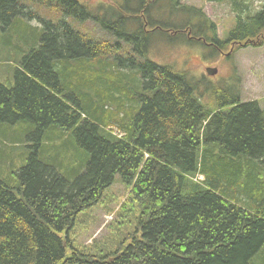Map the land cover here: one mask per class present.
I'll use <instances>...</instances> for the list:
<instances>
[{
	"label": "trees",
	"instance_id": "obj_1",
	"mask_svg": "<svg viewBox=\"0 0 264 264\" xmlns=\"http://www.w3.org/2000/svg\"><path fill=\"white\" fill-rule=\"evenodd\" d=\"M146 1L110 0L97 8L101 17L78 0H0L4 34L38 24L13 85L0 84V124L32 127L30 154L0 178V264L264 263L257 257L264 247V109L243 102L232 84L210 88L150 61L153 37L145 30L161 23ZM174 1L171 14L189 15L163 24L176 38L190 32L211 42L216 55L229 44L264 43V0H257L262 6L254 15L246 0H213L237 13L224 40L201 10ZM38 5L56 17L42 18ZM86 21L98 24L106 40L87 43L77 26ZM125 44L132 48L127 57ZM82 60L98 68L79 74ZM115 66L127 72L115 75ZM108 88L113 94L102 95ZM125 98L133 110L129 120L115 110L125 112ZM55 132L67 139L57 136V152L47 155L42 139ZM66 146L77 159L69 173L58 158ZM116 177L135 186V235L108 258L72 247L68 254L76 218Z\"/></svg>",
	"mask_w": 264,
	"mask_h": 264
},
{
	"label": "rangeland",
	"instance_id": "obj_2",
	"mask_svg": "<svg viewBox=\"0 0 264 264\" xmlns=\"http://www.w3.org/2000/svg\"><path fill=\"white\" fill-rule=\"evenodd\" d=\"M78 1L94 12H101L97 8L110 2V0ZM117 1L121 3V0ZM211 1L180 0L179 3L180 5H188L201 9L209 20L215 24L217 37L223 40L228 36L229 31L234 28L237 13L228 3L218 4ZM246 2L249 4V15H254L262 6L261 2L257 0H246ZM159 3L163 6H170L171 4L167 0H161ZM28 6L30 7V5ZM35 8L38 9L37 12L42 18L56 17V14H53L51 9L45 6L38 5ZM181 17H178V19ZM163 20H166L165 16H163ZM36 25H38L37 21L31 22V28L26 30V32L23 30L19 31V34L12 31V28L10 29L11 31L5 34L0 31V84L6 86L13 85V74L17 61L20 62L26 54L28 47L37 41V30L33 27ZM24 27L25 25L23 24L21 28L24 29ZM80 28L83 32L87 33L85 37L87 43L105 39L102 31L91 22L80 25ZM106 34L110 36L108 33ZM159 37L160 32L154 34L151 40L147 56L150 61L160 66H170L176 71L187 74V76L199 83L208 81L210 88L220 83L232 84L236 92L240 91L243 102L257 101L259 106L264 109V43L260 42L258 45H250L245 48L235 47L233 50L227 47L222 51L221 55L219 53L217 55L210 53L211 57H209V50L200 47L199 44L180 43L159 46L157 43L162 44L163 42ZM131 51V46L124 45L121 49V54L123 57H127L131 54ZM90 62L85 60L78 62L79 74L85 70L87 72L93 70L95 66L92 68ZM210 66L213 69H217V76L210 77L205 74V68ZM112 69L115 75L127 72L117 66ZM71 72L75 73V69H71ZM87 72L86 76H88ZM234 77H238L240 83L233 81L232 78ZM76 78V76H73L70 80L74 85H77ZM65 82L67 83L68 80H65ZM67 86H64V88H67ZM101 87H98V89H102ZM115 91L118 90L116 89ZM113 92V90L108 88L102 95H111ZM207 95L208 93L205 94V96ZM124 106L125 112L114 108L120 117L129 120L133 110H131L130 103L126 98ZM31 131L32 127L28 124H18L15 126L0 124V176H7L14 171L23 164L26 155L30 154L28 137ZM47 135L45 134L42 139L43 143L46 144L45 154L54 155L57 149H53L52 147L59 146V143H61L57 142L56 137L60 136L61 141H65L67 136L55 132L48 135L50 139L47 141L45 140V136ZM39 154L42 155V150L39 151ZM58 158L63 163L69 164L63 170L64 173H69L73 170L72 166L77 165L75 152L68 146L60 149ZM197 180L201 181V177ZM134 187V185H125L116 177L114 183L100 195L98 202L78 215L69 234L71 246L68 249V254H70L72 247L76 251L83 252L89 256H95L96 258L104 256L108 258L109 254L114 253L118 248H124L130 242L129 238L135 235L137 221L140 218L138 201L132 198ZM123 207H127L128 209L125 214L122 213ZM150 211L151 207H148L147 213ZM257 257L261 260L264 259V247Z\"/></svg>",
	"mask_w": 264,
	"mask_h": 264
},
{
	"label": "bare ground",
	"instance_id": "obj_3",
	"mask_svg": "<svg viewBox=\"0 0 264 264\" xmlns=\"http://www.w3.org/2000/svg\"><path fill=\"white\" fill-rule=\"evenodd\" d=\"M200 176H201V175L198 174L195 178L198 179Z\"/></svg>",
	"mask_w": 264,
	"mask_h": 264
},
{
	"label": "crops",
	"instance_id": "obj_4",
	"mask_svg": "<svg viewBox=\"0 0 264 264\" xmlns=\"http://www.w3.org/2000/svg\"><path fill=\"white\" fill-rule=\"evenodd\" d=\"M261 264H264V263H261Z\"/></svg>",
	"mask_w": 264,
	"mask_h": 264
},
{
	"label": "water",
	"instance_id": "obj_5",
	"mask_svg": "<svg viewBox=\"0 0 264 264\" xmlns=\"http://www.w3.org/2000/svg\"><path fill=\"white\" fill-rule=\"evenodd\" d=\"M215 72V71H214ZM214 72H213V74H214Z\"/></svg>",
	"mask_w": 264,
	"mask_h": 264
}]
</instances>
